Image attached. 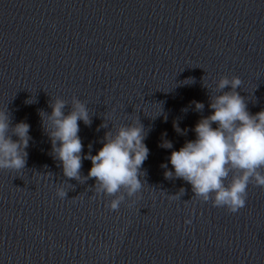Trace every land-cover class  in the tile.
Listing matches in <instances>:
<instances>
[{"label": "water", "instance_id": "water-1", "mask_svg": "<svg viewBox=\"0 0 264 264\" xmlns=\"http://www.w3.org/2000/svg\"><path fill=\"white\" fill-rule=\"evenodd\" d=\"M225 76L241 79L250 113L264 109V0H0V111L31 136L25 166L0 168V264H264V186L231 212L161 166V141L194 139ZM55 97L89 109L80 179L63 174L42 123ZM138 120L143 186L113 210L84 157Z\"/></svg>", "mask_w": 264, "mask_h": 264}, {"label": "clouds", "instance_id": "clouds-1", "mask_svg": "<svg viewBox=\"0 0 264 264\" xmlns=\"http://www.w3.org/2000/svg\"><path fill=\"white\" fill-rule=\"evenodd\" d=\"M241 84L237 76L220 77L215 87L221 91L211 99V113L192 126L194 139L186 140L178 149L167 139L160 144L172 149L168 156L172 168H168V163L161 165L166 179L182 178L191 185L195 196L231 212L245 206L249 184L264 186V109L256 113L248 111L245 99L236 91ZM226 86L230 90L224 91ZM33 102L32 98L25 100L28 104ZM193 103L197 110L204 107L201 102ZM65 105L64 98H52L51 111L41 112L42 123L63 174L80 179L83 144L78 135V121L90 124L89 109L77 97L72 98L68 112L64 111ZM173 126L182 131L178 123ZM145 138L139 120L122 123L114 132L105 133L95 154H85L84 158L91 161L87 175L95 178L97 192L114 197L109 203L113 210L119 208L125 195L132 196L142 189L139 176L143 175L142 165L149 154ZM30 139V125L26 121L10 125L7 112L0 111V168L22 169ZM183 191L181 188L180 192ZM57 193L63 198L66 189L58 188Z\"/></svg>", "mask_w": 264, "mask_h": 264}]
</instances>
